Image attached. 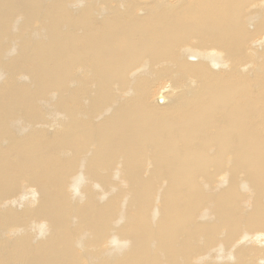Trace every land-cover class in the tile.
Segmentation results:
<instances>
[{"label": "bare ground", "instance_id": "bare-ground-1", "mask_svg": "<svg viewBox=\"0 0 264 264\" xmlns=\"http://www.w3.org/2000/svg\"><path fill=\"white\" fill-rule=\"evenodd\" d=\"M257 1L0 0L1 57L13 52L15 24L23 37L40 23L0 82V204L11 200L0 233L13 235L0 243V264H81L78 247L116 234L88 264L264 261ZM19 72L29 83L15 80ZM45 98L52 124L35 126ZM17 109L27 132L10 124ZM23 183L34 192L16 212ZM29 218L50 234L38 225L42 237L27 233Z\"/></svg>", "mask_w": 264, "mask_h": 264}, {"label": "rangeland", "instance_id": "rangeland-1", "mask_svg": "<svg viewBox=\"0 0 264 264\" xmlns=\"http://www.w3.org/2000/svg\"><path fill=\"white\" fill-rule=\"evenodd\" d=\"M262 0H258L257 1V3L253 6V7H256V8H263L264 7V4L261 2ZM48 3V2H47ZM252 8V7H251ZM41 15V14H40ZM19 17V20H20V18H21V16L19 15L18 16ZM18 17H15L14 19H18ZM16 22H18V21H16ZM37 22V24L36 23H33V24H31V25H33V27L31 26V28H33V30L30 28V26H27V28L26 27H24L27 31H26V33H25V30L21 33V35H23V37H16V35L19 33V31L21 30V28L20 27H22V21H20L19 23H17V24H15V27L13 28L14 30H12V34H13V38L12 39H9L8 40V47H6V49H5V51H9L11 48H12V50H13V52H12V54L11 55H8V56H3V57H1L0 56V82H6L5 80H7L8 78H9V76H11L10 74H12L11 73V70L10 69H7V68H9V67H6V66H9V65H6V64H8L9 63V60L11 59V58H13L15 55H16V53H17V51H18V48L20 47V42L21 41H24L25 39H27V38H29V39H27V40H32V42H34V40L35 39H32V36H31V34L33 35L34 33H35V31L37 30L36 28H38V26L40 25V23H38V20L36 21ZM34 25H35V27H34ZM37 26V27H36ZM16 28V29H15ZM20 29V30H19ZM29 30H30V32L32 31V33L30 34L29 33ZM15 32V33H14ZM27 34V35H26ZM28 34H30V35H28ZM16 37V38H15ZM19 38V39H18ZM21 38V39H20ZM11 40H15V42L14 41H12V42H10ZM14 42V43H13ZM8 53V52H7ZM14 53V54H13ZM13 55V56H12ZM12 56V57H11ZM8 59H7V58ZM3 58H6V59H3ZM2 60H3V62H4V60H5V65H2V64H4V63H2ZM8 61V62H7ZM7 62V63H6ZM6 67V71H5V69L3 68V67ZM9 70H10V72H9ZM7 72H9V73H7ZM4 73V74H3ZM25 75V76H24ZM26 74L25 73H23V72H19L16 76H15V80H16V78H17V80H19L20 81V83L22 84V81H23V83H29V77L27 76V78H26ZM2 84V83H1ZM0 84V85H1ZM165 85H166V87L164 86L162 89L160 88L159 90H153L152 92H151V97H150V99H152V101L154 102V96L157 94H162V93H165V92H167L169 89V85H168V83H165ZM73 87H75V86H73ZM76 88H77V86H76ZM50 94H55L53 91L50 93ZM49 100L52 98L51 97V95H49L48 97H47ZM47 98H45V99H42V100H39L38 99V102L39 103H37V101H36V106H37V109H38V113H39V117H42L43 115L46 117L47 115L48 116H50L49 114H47L46 112L48 111V110H50V108H51V106L53 105L52 104V102L51 101H49ZM55 100H57L56 98H54ZM46 100V101H45ZM48 100V101H47ZM169 100H170V98H168V102H169ZM172 100V99H171ZM152 101H151V103H152ZM50 104H49V103ZM47 103V104H46ZM52 104V105H51ZM155 104V103H154ZM170 104H172V103H170ZM51 105V106H50ZM157 105V104H156ZM44 107V108H43ZM20 110H22V109H17V111H15L19 116H17V114H16V116L18 117H16V120H14L13 118H11V121H10V124H11V122H13V123H15L16 124V127H17V125L20 127V128H24L23 130L24 131H29L30 130V128L32 127V126H30L26 121H25V119L26 118H22V116H21V113H23V112H21ZM23 111V110H22ZM46 111V112H45ZM103 112H104V109H103ZM24 114V113H23ZM24 116H25V114H24ZM43 116V121L42 122H39V123H34V125L35 126H38V125H40L41 123H44V124H46V126H50L51 124H52V122H50L49 121V118H48V116L46 117V119H45V117ZM20 118H21V120H20ZM48 118V119H47ZM19 119V120H18ZM23 120V121H22ZM46 122V123H45ZM10 124H9V130H12L11 129V126H10ZM25 124V125H24ZM27 127V128H26ZM51 127H53V125L51 126ZM26 128V129H25ZM48 128H46V130H47ZM22 130V131H23ZM23 131V133H22V135H25V133L26 132H24ZM18 137H21V135L19 136V135H17ZM1 143L4 145V146H2V144H1V146H2V148H6L7 147V143H5L4 144V142H2L1 141ZM165 167V166H164ZM168 170V169H167ZM168 172L170 173V171L168 170ZM32 191L34 192V188L33 187H31V186H26V183H23L22 184V188H21V190L18 192V194L14 197V200H13V203H12V206H15L17 209L15 210L16 212H20L21 210H23L24 208V203L25 202H23L22 204H21V201H20V199H22L23 200V198H25V199H27L28 201H30V200H32V198H30V196L32 195L31 193H32ZM162 192V191H161ZM161 192H160V194H161ZM80 193H81V191H80ZM82 194V193H81ZM71 196H73V195H71ZM29 197V198H28ZM128 197V198H127ZM23 200V201H26V200ZM72 200H74V198L72 199ZM124 200H126L125 201V204H127L128 202V200H129V195H127V196H125L124 197ZM123 200V201H124ZM10 201L11 200H4V202H2V205L5 207V208H3L2 209V205L0 204V215H4V214H6L5 212H6V208H8V207H6V205L8 206V204L10 203ZM17 201V202H16ZM19 201V202H18ZM77 202L75 201H72V204H76ZM155 205H154V208H153V210H154V212L155 213H157L156 211H158V207L160 206V204H159V202H157V203H154ZM11 206V205H10ZM23 206V207H22ZM126 206L127 205H125V208H126ZM157 207V208H156ZM124 211H125V209H124ZM152 211V210H151ZM2 213V214H1ZM199 220V219H198ZM39 223V224H38ZM42 224V225H41ZM37 225H38V227H40L41 229H42V231L41 232H43L44 231V236L40 233V232H38L37 231V229L38 228H36L37 227ZM39 225H41V226H39ZM29 228V229H28ZM32 228V229H31ZM36 229V231L38 232H35V229ZM44 228H46V229H44ZM14 229V228H13ZM48 229V230H47ZM15 231L16 230H18L17 229V227H15V229H14ZM29 230L31 231L32 230V232H35L36 233V235L37 234H39L40 235V237H42V238H45L46 236H48L49 234H50V230H51V228H50V226L48 225V223L46 222V221H42V222H39L38 220H35V219H32L31 218V220H30V218L28 219V221H27V229H26V232L28 233L29 232ZM39 230V229H38ZM46 231H48V235L46 234ZM9 234L11 235V236H9ZM4 234H2V233H0V243L1 242H3L6 238H11V237H13V235H12V233H10V232H8V233H6L4 236H3ZM42 235V236H41ZM9 236V237H8ZM117 236V234L116 235H111L110 236V240L107 242V240L102 244V245H98L97 247H95V245L93 244V243H91L90 242V245L87 247V245L86 246H84L85 248H83V247H78L76 250V252H78V254L80 255V263L81 264H88V259H86L87 257H86V255H89V256H91V255H94V252H98V251H95V250H110V247H111V241H113V238H115ZM3 237V238H2ZM6 237V238H5ZM4 239V240H3ZM87 239H89V240H87ZM2 240V241H1ZM7 240V239H6ZM91 240V238L90 237H88V238H86L85 239V241L87 242V241H90ZM127 241V240H126ZM255 242V243H254ZM256 242H259V241H250V243H249V240H246L245 241V243L248 245V246H250V245H254V244H256V246H257V244L258 243H256ZM94 246H93V245ZM240 246V245H239ZM255 246V245H254ZM80 248V249H79ZM100 248V249H99ZM263 249H264V247H263ZM83 252H82V251ZM208 251L210 250V249H207ZM86 251V252H85ZM85 253V254H84ZM209 253H211V251H209ZM263 254V253H262ZM96 255V254H95ZM264 255V254H263ZM96 257H97V255H96ZM261 257V256H260ZM264 258V257H263ZM9 261H10V259L7 261L8 262V264H9ZM7 262L5 263V264H7ZM262 263H264V261H260V262H258V264H262ZM10 264H17V263H15V262H11Z\"/></svg>", "mask_w": 264, "mask_h": 264}]
</instances>
